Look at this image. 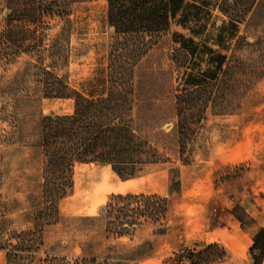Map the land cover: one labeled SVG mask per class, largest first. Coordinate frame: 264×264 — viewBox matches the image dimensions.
<instances>
[{
  "label": "rangeland",
  "instance_id": "rangeland-1",
  "mask_svg": "<svg viewBox=\"0 0 264 264\" xmlns=\"http://www.w3.org/2000/svg\"><path fill=\"white\" fill-rule=\"evenodd\" d=\"M8 13L0 0V31ZM47 20L48 26H38L45 50L0 59V232L33 227L44 202L40 118L72 113L75 105L72 98L43 97L39 69L31 63L49 66L86 95L102 94L107 86L112 29L106 0L76 3L67 19ZM232 22L237 28L230 27ZM180 35L193 38L194 44ZM183 41L196 49L190 60L183 51L173 50ZM206 46L217 54L235 53L242 58L247 90L240 107L229 114L208 111L190 164H182L173 155L171 162L148 165L130 179L120 178L108 165L77 164L73 188L59 202L57 221L45 226L44 246L37 259L51 254L70 259L86 256L100 264H187L181 261L183 251L187 255L208 245L199 238L202 212L232 208L244 215L241 204L264 209V0H183L165 43L153 58L164 69L163 82L171 79L173 68L176 88L183 87L189 73L199 76L205 71L210 66ZM173 55L181 67H175ZM159 91L165 93L166 85ZM171 127V123L164 126ZM176 180L179 186H173ZM128 192L168 197L167 216L161 223H144L123 236L108 234L106 204L113 194ZM186 240L192 244L183 245ZM0 264H7L2 249Z\"/></svg>",
  "mask_w": 264,
  "mask_h": 264
},
{
  "label": "trees",
  "instance_id": "trees-1",
  "mask_svg": "<svg viewBox=\"0 0 264 264\" xmlns=\"http://www.w3.org/2000/svg\"><path fill=\"white\" fill-rule=\"evenodd\" d=\"M3 1L9 13L0 31V59L8 60L20 53L45 50L43 31L38 26H48L47 19H67L74 4L86 0ZM182 7L183 0H106L112 33L107 86L102 94H83L49 66L31 63L39 69L43 97L72 98L75 105L72 113L40 118L43 207L37 211L32 228L0 232V249L6 251L7 264H100L86 256L70 259L47 254L37 259L44 246L45 226L57 221L59 202L73 188L74 167L79 163L108 165L120 178L130 179L148 165L171 162L173 155L182 164H190L208 111L229 114L240 107V99L247 90V71L242 58L235 53L217 54L206 46L210 66L205 71L199 76L189 73L183 87L176 88L173 68L171 79L163 82L164 69L153 58ZM31 24L35 27L27 26ZM230 27L237 25L232 22ZM180 36L191 44L195 42ZM185 41L174 45L173 50L183 51L190 60L196 49H190ZM217 44L222 46L221 41ZM55 46L60 47V43ZM172 60L175 67L182 66L176 55ZM140 70L142 75H138ZM164 85L166 91L161 93ZM158 102L164 107L160 108ZM167 123L172 124L170 130L164 128ZM172 184L179 186L180 182ZM168 209L169 198L158 193L113 194L106 204L105 231L123 236L144 223H161ZM164 232L160 229V233ZM183 252L181 261L187 258L189 264H213L228 256L227 250L217 243L207 245L203 251L190 250L187 255ZM250 254L254 264H261L264 229L255 235Z\"/></svg>",
  "mask_w": 264,
  "mask_h": 264
},
{
  "label": "crops",
  "instance_id": "crops-1",
  "mask_svg": "<svg viewBox=\"0 0 264 264\" xmlns=\"http://www.w3.org/2000/svg\"><path fill=\"white\" fill-rule=\"evenodd\" d=\"M244 215L236 209H221L217 213L202 212L198 218L202 232L199 234L201 243L223 246L228 256L221 262L214 264H254L250 254V248L254 243L255 235L264 229V209L256 210L241 204ZM243 216V217H242ZM249 221H246L248 220ZM192 243L185 241L183 245L190 246ZM264 264V258L261 261Z\"/></svg>",
  "mask_w": 264,
  "mask_h": 264
},
{
  "label": "built area",
  "instance_id": "built-area-1",
  "mask_svg": "<svg viewBox=\"0 0 264 264\" xmlns=\"http://www.w3.org/2000/svg\"><path fill=\"white\" fill-rule=\"evenodd\" d=\"M183 257V263H187L188 264V259Z\"/></svg>",
  "mask_w": 264,
  "mask_h": 264
}]
</instances>
